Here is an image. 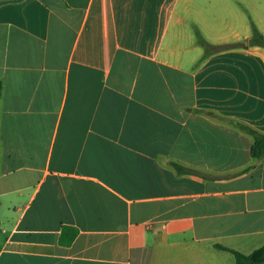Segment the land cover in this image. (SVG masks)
Wrapping results in <instances>:
<instances>
[{"label":"crops","instance_id":"obj_1","mask_svg":"<svg viewBox=\"0 0 264 264\" xmlns=\"http://www.w3.org/2000/svg\"><path fill=\"white\" fill-rule=\"evenodd\" d=\"M252 26L264 0H0V264L262 246L264 157L235 126L264 135Z\"/></svg>","mask_w":264,"mask_h":264},{"label":"trees","instance_id":"obj_2","mask_svg":"<svg viewBox=\"0 0 264 264\" xmlns=\"http://www.w3.org/2000/svg\"><path fill=\"white\" fill-rule=\"evenodd\" d=\"M200 44L202 47L209 51L210 46L207 45L204 41H200ZM248 45L250 47L256 46L260 47L264 50V37L252 26V36L248 40ZM236 127H238L241 131L248 134L252 140L253 143L250 147V155L253 159H261L264 157V135H261L254 131L253 129L241 125V124H235ZM67 230V229H66ZM74 232L70 233L69 236L64 238V242L69 243L74 239ZM215 248L219 250L228 251L232 254L234 258V264H263L264 263V244L260 246L259 248L253 250L251 253L245 255L241 254L239 252H236L234 250H229L221 246H216Z\"/></svg>","mask_w":264,"mask_h":264}]
</instances>
